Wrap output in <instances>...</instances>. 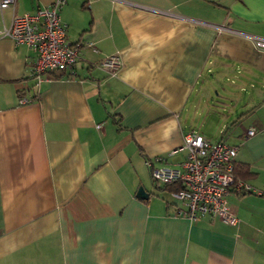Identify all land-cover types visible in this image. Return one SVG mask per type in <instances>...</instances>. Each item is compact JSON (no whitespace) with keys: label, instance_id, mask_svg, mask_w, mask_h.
I'll list each match as a JSON object with an SVG mask.
<instances>
[{"label":"crops","instance_id":"obj_1","mask_svg":"<svg viewBox=\"0 0 264 264\" xmlns=\"http://www.w3.org/2000/svg\"><path fill=\"white\" fill-rule=\"evenodd\" d=\"M52 2L14 0L0 29ZM58 16L78 59L38 83L34 52L0 38V264H264V52L244 37L264 39V0H65ZM189 131L248 172L254 192L225 197L233 227L148 188L144 162L180 163Z\"/></svg>","mask_w":264,"mask_h":264},{"label":"built area","instance_id":"obj_2","mask_svg":"<svg viewBox=\"0 0 264 264\" xmlns=\"http://www.w3.org/2000/svg\"><path fill=\"white\" fill-rule=\"evenodd\" d=\"M13 4L14 0H0V12ZM63 5L65 0H53L49 8L12 17L9 25L0 29V38L9 39L15 45H24L34 52L32 79L36 83L40 82L44 73L71 70L78 59L79 46L65 42V25L58 16ZM244 37L255 50L264 52V39ZM98 66L112 75L119 68L120 62L117 56L111 55L100 60ZM252 135L253 131L249 130L247 136ZM181 150L184 156L178 164L169 166L161 158L146 160L144 165L150 180L168 186L170 199L181 205H175L176 216L191 223L200 222L204 218H216L224 225L235 226L237 219L229 212L225 197L232 191L254 192L233 176L235 148L219 141L210 142L189 131L182 136Z\"/></svg>","mask_w":264,"mask_h":264},{"label":"rangeland","instance_id":"obj_3","mask_svg":"<svg viewBox=\"0 0 264 264\" xmlns=\"http://www.w3.org/2000/svg\"><path fill=\"white\" fill-rule=\"evenodd\" d=\"M209 94H208V99L207 100H211L210 102H212V104H213V106H215V108H210L211 109V113L213 114L214 112H212L213 110H217V111H220L221 110V108H218V106L220 105L219 104V102H223V84H221V85H218V84H215L214 82L211 84V87H210V90H209V92H208ZM206 100V101H207ZM208 115V117L209 116H211L209 119H207V120H201V118H197V124H199L197 127H199L200 125H201V127H203V129H202V131H201V133L204 135V136H208L207 134L208 133H206V131L205 130H210V129H212L211 127V125H213V124H216V125H219V124H221V121L219 120L220 119V117L219 116H221V117H223L222 115H219L218 114V116H213V115ZM203 121V122H202ZM203 123V124H202ZM218 123V124H217ZM203 125V126H202ZM196 127V128H197ZM210 139H212V137L210 138ZM212 140H214V137H213V139ZM156 187H160V185L159 184H155V183H151L150 181H149V183H148V188H151V191L153 190V191H156L157 193H159V194H162V197L163 198H165L166 199V201H168V202H170V203H173V204H177V206L178 207H180L181 205L179 204V203H177V202H175V201H173L172 199H170L169 197H168V195L167 194H165V193H161V192H159L157 189H156Z\"/></svg>","mask_w":264,"mask_h":264},{"label":"trees","instance_id":"obj_4","mask_svg":"<svg viewBox=\"0 0 264 264\" xmlns=\"http://www.w3.org/2000/svg\"><path fill=\"white\" fill-rule=\"evenodd\" d=\"M248 174L246 168L242 167L241 165H234L233 166V176L236 177H244ZM163 190H169L168 186H163L162 187ZM263 195V194H261Z\"/></svg>","mask_w":264,"mask_h":264},{"label":"water","instance_id":"obj_5","mask_svg":"<svg viewBox=\"0 0 264 264\" xmlns=\"http://www.w3.org/2000/svg\"><path fill=\"white\" fill-rule=\"evenodd\" d=\"M135 196L138 197V198H142L143 199V198L146 197V194L142 191L141 188H138Z\"/></svg>","mask_w":264,"mask_h":264}]
</instances>
